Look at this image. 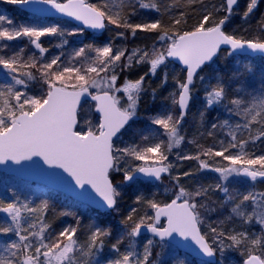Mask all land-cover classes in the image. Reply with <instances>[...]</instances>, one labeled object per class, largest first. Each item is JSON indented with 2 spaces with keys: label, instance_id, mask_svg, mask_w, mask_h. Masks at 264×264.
I'll list each match as a JSON object with an SVG mask.
<instances>
[{
  "label": "snow or ice",
  "instance_id": "1",
  "mask_svg": "<svg viewBox=\"0 0 264 264\" xmlns=\"http://www.w3.org/2000/svg\"><path fill=\"white\" fill-rule=\"evenodd\" d=\"M8 2L48 5L94 30H104L109 25L125 30L116 31V37L128 34L135 37L138 31L156 33L159 48L153 44L151 49L130 51L110 40L102 44H83L66 57L63 51L53 54L41 38L76 36L83 33V28L69 31L59 24H17L0 14V68L5 70L0 80V165L9 162L23 165L30 161L26 168L48 184L62 186L82 202L95 203L102 208L116 210L122 188L138 182L141 177L160 181L162 174L171 176L173 164L169 155L185 142L183 125L196 81L206 80L200 73L205 68L211 69L214 57L221 51L225 57L243 55L248 59L257 53L264 56V15L257 22V34L252 37L237 36L225 30L239 6L238 0H220L219 5L206 4L205 0H120L119 4L100 0L98 5L87 0ZM258 3L259 0H248L242 13L244 21L254 13ZM197 5L201 14L197 24L191 30H179L180 25L187 23L189 14L197 12ZM177 9L182 10L177 13ZM141 10L159 15L146 18ZM164 16H168V24ZM136 17H140L139 22ZM25 38L26 45H14L13 42ZM68 43L67 39H62L55 47L63 49ZM172 59L183 65V77H173L176 91L171 94L172 107L152 117L150 126L134 132L133 137L138 136V141L123 143L121 137L136 123L141 96L147 91L145 76L149 73L155 76L158 69H166ZM145 63L149 65L148 73L136 80L120 81L125 69ZM252 71L249 65L244 66V73ZM212 72L215 76V70ZM244 73L237 70L229 79L233 84H240ZM37 80L46 86L39 95L30 91V82ZM167 80L168 73L163 71L161 86ZM229 91L223 78L216 79L215 83L210 80L205 88L206 107L225 101L231 106L227 109L230 118L213 123L207 133L215 137L213 130L226 128V138H214L207 146L189 141L196 144V154H178L181 160H196L200 169L218 173L220 182L214 188L200 186L189 190L180 183V176H171L175 191L170 202L137 196L136 203L151 209L154 215H136L137 209H132L122 221L127 226L128 243L123 250L124 237L111 244L114 255L106 264H158L160 253L153 258V247L157 244L161 248L167 244L172 249L175 264H190L176 254L181 248L210 258L202 259L200 264H217L218 255L222 264L228 249H242L243 264H264V191L256 190L254 184L251 190L244 192L238 189L230 192L227 187L236 177L252 182L264 179V147L257 150V142L264 145V80L259 90L245 92V88L240 87L232 96ZM152 93L155 96L156 89H152ZM89 98L95 102L98 120L95 124L85 121V126L81 127L78 117L83 118L84 105ZM232 116L239 118L237 122H230ZM215 157L227 164L210 163ZM182 175L187 177L191 173ZM211 190L225 194L221 208L228 204L231 207L224 219L214 222L215 226L209 223L205 232L202 231L205 225L202 210L217 211L205 202ZM11 194V200L0 199V213L10 219V223L0 224V235L15 238L2 245L0 264H101L103 258L99 254L112 235L111 228L91 224L87 241L81 243L77 236L81 220L75 213H60L73 216L76 223L52 233L48 200L34 204L27 197L22 200L15 191ZM161 217L166 218V224L161 223ZM235 219L241 225L258 224L260 233L230 228L228 225ZM142 229L159 241L148 239L139 252L135 240ZM187 241L191 243H185Z\"/></svg>",
  "mask_w": 264,
  "mask_h": 264
},
{
  "label": "trees",
  "instance_id": "2",
  "mask_svg": "<svg viewBox=\"0 0 264 264\" xmlns=\"http://www.w3.org/2000/svg\"><path fill=\"white\" fill-rule=\"evenodd\" d=\"M87 2L98 5L100 3V0H87ZM119 2L120 0H113L114 4H119ZM245 2H246L245 0L239 1V6L235 9V14L231 17L230 21L226 25L225 30L229 33L234 32L237 36L252 37L257 34V31H256L257 22L260 20L261 16L264 15V0L259 1L256 10L249 17L247 21H244L242 19V13L245 10L246 5H247ZM205 3L209 5L211 4L219 5L220 0H205ZM199 7H200L199 5L196 6L197 8L196 13L189 14V16L187 17V23L180 25L179 30L181 31L191 30L197 24V22L200 19V15H201L199 11ZM180 10L182 9H177L176 12L178 13ZM141 11H142V15L145 16L146 18H156L159 15L151 10H141ZM4 13L8 15V17L12 18L17 24L19 23H31V24H36V25L64 24L66 26L74 27L72 24H69L66 22L53 21V20L50 21V20H47L41 17H37L31 14L25 13L21 11L17 6H11V5L7 6L6 12ZM135 19L137 22H139L140 17H136ZM164 22L165 24L169 23L168 16H164ZM245 29H247V31H245ZM81 34H82L83 43L81 42L79 43L82 45L87 44V43L102 44L106 37V35L104 34L100 36H96V35H93V34H90L84 31ZM148 34L156 36V33H148V32H141V31H138L135 37L131 36L130 34L126 35V39L129 40L128 48L131 49L132 47H134L135 42L140 43V45L136 46L135 48H145V47L152 48L154 43L144 39V37L147 36ZM57 43L59 44L61 43V40L59 38H57ZM57 43L54 42V45L55 44L57 45ZM77 44H78L77 42L71 41L67 45L69 47L64 46L63 49L61 48H57V49H60V51L58 52H61V51L64 52L66 50H69L70 48L76 47ZM46 45L44 44V46ZM52 46H53V43L49 45V47H52ZM245 65H249L252 68L253 71L251 74L244 73ZM212 70H215V76H213ZM237 70H239L241 73H244V75L241 78L240 84H233L232 80L229 78ZM163 71H167L168 80L166 84L161 86ZM148 72H149L148 66L147 67L141 66L139 69H135V71L134 70L128 71L123 76L124 78L126 77L128 79L136 80L140 76ZM200 75L206 76V80L203 83H201L199 80L196 81L195 89L192 95L193 99L191 101L190 111L186 118L187 120L185 119L186 120L185 124L188 123L189 118L194 112L195 106L199 102L201 111L197 112L198 114L196 113L195 115L197 127H196V130L194 131V137L196 138L199 144L207 146V145H211L214 142V138L217 140H222L226 138V135H223V134H219L215 137H210L207 135V133L208 131L211 130V125L213 123H222L223 120L230 118V113L228 112L227 109L228 107H231L230 105L227 104V101H225L223 104L216 105V107L213 110L209 109V107H206L205 88L208 86L209 81L211 80L212 83H215L216 79L223 78L226 85L230 89L229 96H232L233 92H235V90L240 87H244L245 92H252L254 89L259 90L261 87V81L264 80V59L262 58L245 59L244 57H241V56L225 57L224 52H221L219 56L217 57V59L215 60V62L211 64V69L205 68L204 72H201ZM173 77L182 78L183 71L178 66L170 62H168L166 69H158L157 74L155 76H153L151 73L145 76V86L147 88V91H145L141 96V100H140L139 107H138V116L136 118V123L133 124L132 129L130 130L138 131L140 129H144L150 126L149 123L152 117L172 107L171 94L174 91H176V85H175ZM248 85H252V87H248ZM34 86L37 87L38 84H35ZM152 89H156L155 96H153ZM202 113L203 115H200ZM238 119H239L238 117L232 116L230 119V122L235 123ZM257 146H258L257 150H259V148L261 147H264V145H261L260 142H257ZM181 151L182 149L173 151L172 157H174ZM190 170H192V168ZM179 172L185 173L187 171H185V168H183ZM190 172H191V175H193V177L196 178L194 181L191 182L192 184H195V183L197 184L198 182L200 183V185L206 187L208 184L213 182L211 180V175H206L207 173L203 175L200 172V170L190 171ZM8 179L14 180L16 182L15 183L16 186L13 187L12 185H9L8 182L4 181ZM158 183L152 184L148 182H135L131 185L125 186L123 189L124 192L122 194V197H124L125 199L123 198L124 199L123 203H121L122 211L120 213H122V215H120V219H124V215H129L132 212L133 208L137 209L136 215H139L145 212L146 207L144 205L137 204L136 198L137 196H143L149 199L155 198L152 196L153 195L155 196ZM9 187H12V188L8 191ZM12 191L17 192L20 195L22 200L27 197L34 204H39L41 200H45V199L49 201L51 205V209L48 213V219L52 225L51 230H50L52 233H58L59 231H61L64 228L65 221L68 218H70V216L60 215V213L65 212V211L73 212V213L76 212L79 217H83L85 221L82 223L81 230L79 231V234H81L83 237L81 239L82 241H80L81 243L86 242L88 239V226L90 225L89 222H91L94 219V217L101 215L99 214V212L93 211L90 208L82 204L74 202L73 200L69 199L68 197L64 195L51 191L45 187L23 182L20 180H15L13 177L10 178L9 176L0 174V199L3 198L1 192L2 193L11 192L12 193ZM124 193H126V195H124ZM213 201L215 205L218 207L217 211L225 212V209L227 207H230L228 204L225 207L221 208L220 205L222 202H224V200L220 201V197H217V196L213 197ZM78 210H80V212ZM6 222L9 223L10 220L7 217L0 216V224H5ZM14 238H15L14 236L0 235V252L3 251L2 245L6 241H9ZM109 238L110 237H108L105 241V248H107L110 252V250L112 251L110 245L113 243H111ZM155 253L156 252L153 251V258L157 254ZM176 254L180 258L187 259L190 262V264L197 263V260H193L192 258H190V256L186 254H183V255L182 253L179 254L178 251ZM242 259H240L239 261L240 263L242 262ZM161 260L162 259L160 258L159 261ZM160 264H169V262L161 261Z\"/></svg>",
  "mask_w": 264,
  "mask_h": 264
},
{
  "label": "rangeland",
  "instance_id": "3",
  "mask_svg": "<svg viewBox=\"0 0 264 264\" xmlns=\"http://www.w3.org/2000/svg\"><path fill=\"white\" fill-rule=\"evenodd\" d=\"M245 1H246L245 3L247 4L248 0H245ZM10 5L16 6L17 4H11L8 2V0H0V14L8 17V15H6L4 12H6L7 6H10ZM53 21H55V20H53ZM59 25L65 29L69 30V31L74 29V27L76 28V26L72 27V26H66L64 24H59ZM116 31H124V30L123 29H115L114 26L109 25L106 33L104 34V35H106V37H105V40L103 41V43H108L111 40L114 43V45H116V46L128 48L129 40L126 39V37H116L115 36ZM57 38H59V37H42L41 38V40L43 41V43L45 45L47 43V45L45 47H49V45H51L53 43V46L49 47L52 50L53 54H59L60 53V52H58V51H60V49L55 48L56 44L54 45V42L57 43ZM59 39L61 41H62V39H67L69 41V43L71 41H75L78 43L76 47H73V48H70L69 50L64 51L66 57L69 53H71V51L74 48H78V47L82 46V44H80L79 42L83 43L82 34H78L76 36H66V37L59 38ZM144 39L151 41L154 44H156L157 48L160 47L159 42L156 41V36L148 34L147 36L144 37ZM13 43L16 46H24L27 44V38H25L24 40H18V41L13 42ZM57 44H59V43H57ZM67 45H65V46H67ZM138 45H140V43L135 42L134 47H132L131 49L130 48H128V49L131 51L132 49H135V47ZM28 47H31V46L28 45ZM67 47H69V46H67ZM149 49H151V48H149ZM62 59H64V58H62ZM141 66H144V67L148 66V68H149V65L146 63L145 64H133V66L131 68L125 69V71L120 74V81H123L126 78V77L124 78V76H123V75H125V73H127L128 71H132V70L135 71V69H139ZM4 72H5V70L0 68V80L3 79ZM35 84H38V86L37 87L34 86ZM45 88H46V86H44L42 84V82H39L38 80L30 82V91L32 94L39 95L42 91L45 90ZM215 107H216V105L213 107H209V109L213 110ZM200 111H201V108H200L199 102H198V104L195 106V109H194L195 113L193 112V114L189 118V121L187 124H185L186 122H184L183 134L186 137L185 142H183L179 148L173 150V151H175L178 149H182V151L178 153L179 155H194L198 151V149L196 148V144L195 143H189V141H195L196 143H198L196 138L194 137V131L196 130V127H197L195 115L197 112H200ZM79 120H80L79 125L81 127L85 126V121H91L93 124H95L97 122L98 116L94 112V104L88 103V104L84 105L83 118L82 119L79 118ZM149 125H150V123H149ZM213 131L215 133V136H217L219 134L226 135L227 129L226 128H224V129L217 128ZM134 132H136V130H129V133L127 135H125L124 137H121V141L123 143H131V142H133V139L138 141L139 140L138 136L133 137ZM118 143H120V141H118ZM121 146H123V145L121 144ZM178 154L175 155L174 157H172V154L169 155V161H171V163L173 164L171 176H180V183L182 185H184L186 188H188L189 190H192L191 188L195 189V188H198L202 185H200V183H198V182H197V184L191 183L192 181H194L196 179L195 177H193V175L184 177L182 175L183 173L179 172L183 168H185V171H187V172L200 170V172L203 175H205L206 173H207L206 175H211V180L213 182L208 184L206 187L213 186V188H214V185L216 184V182H220L218 173L211 171L210 169H200L199 168V162L196 160H193V162H192V160H179ZM187 162H189V163H187ZM210 163H214L215 166H220L221 164H227V162L222 161V159L220 157L213 158V160H211ZM191 168H192V170H190ZM171 176L167 173L165 178L161 182L158 183L155 196L154 195L152 196V197H155V199L161 203L170 202V199L173 198L172 194L175 191V188H174L175 181L171 179ZM116 179L119 180L118 175L116 176ZM4 181L8 182L9 185H12L13 187L16 186V184H15L16 182L12 179L4 180ZM253 184L255 185L256 190L264 191V179H262V178H258L257 181L252 182V181L248 180L247 178L236 177V178L232 179L231 183L227 184V187L229 188L230 192H234L237 189L241 192H244L245 190H251ZM261 187H263V188H261ZM11 188L12 187H9L8 191ZM123 189L124 188H122V190H121V198L118 202V208L116 210H113V211L107 212V213H99L101 215L94 217V219L91 222H89L90 225L94 224V225L102 227V228H111L112 235L109 238L111 243H115L118 238L124 237V244L121 245L122 250L128 243L127 236H126L127 226H126V224L122 223V221H124L128 215H124V219H120V215H122V213H120L122 211L121 203H123V200L125 199L124 197H122V194L124 192ZM1 194L3 196L2 199H5V200H11L12 199L11 192H9V193H2L1 192ZM124 195H126V193H124ZM215 196L220 197V201L225 200V197H224L225 194L223 192H221L219 190H211L209 192L208 197L205 200V202L208 203L211 207H214L218 210V207L215 205V203L213 201V197H215ZM229 206L231 207L230 204H229ZM230 207H227L225 209V212H220V211L206 212V211L202 210V218L205 221V225L202 227V231L206 232L208 230L207 225L209 223H213V226H215L214 222L224 219L229 214ZM78 211L80 212V210H78ZM145 213H147L148 215H154V212L151 209H148L147 207L145 209V212H143L142 214H139V215L142 216V215H145ZM0 214H1L0 216L6 217L4 213H0ZM75 214H76V216H78L76 212H75ZM79 218L81 220V225H82V223L85 220L83 217H79ZM86 220H88V219H86ZM75 223H76L75 218L73 216H70V218H68L65 221L64 227H67L69 225L74 226ZM228 226L230 228L236 229L238 231H245L246 230L250 234H252V233L259 234L261 231L260 226L258 224L253 223L251 225H241V223L238 219H235ZM77 236H78L79 240L82 241L81 239L83 237L81 234H79V231L77 233ZM148 239H152V238H140V239L135 240V243L137 245V250L139 252L143 251V246ZM153 251H155L156 253H160V255L158 257V264H160L161 261L169 262V264H175V260H174L175 257L173 255L172 249L167 244H165L164 248H161L157 244L156 246L153 247ZM242 251H243L242 249L241 250L228 249L224 253V256L222 258V264H243V259L245 257L241 255ZM179 254H181V253H179ZM113 255H114L113 251L110 250V252H109V250L107 248H105V246H104L103 252L99 254V257L103 258V259H101V264H106V260L111 259L113 257ZM162 256H163V258H162ZM233 256H234V258H233ZM154 258H156V256H154ZM160 258L162 259L161 261H159ZM217 258H218L217 264H220L221 257H219V255H218ZM240 259H242L241 263L239 262ZM194 264H200V261H197V263H194Z\"/></svg>",
  "mask_w": 264,
  "mask_h": 264
},
{
  "label": "water",
  "instance_id": "4",
  "mask_svg": "<svg viewBox=\"0 0 264 264\" xmlns=\"http://www.w3.org/2000/svg\"><path fill=\"white\" fill-rule=\"evenodd\" d=\"M239 1L240 0H238V4H239ZM17 7L21 11H23L25 13H28V14H31V15H34V16H38V17H42V18H46V19L66 21V22L72 23L76 27L83 28V30L86 31V32H88V33H93V34H96V35H100V34L105 33V31H106V29H104V30H94V29L88 28L82 22L76 21V20H74L72 18H69V17H66L63 14L56 12L55 9H51L50 6H48V5H43V4H39V3L33 2L30 5H18L17 4ZM37 8H39V9H48V11H46V12H34L33 9H37ZM224 47H226V46H222V48H224ZM221 52H223V51H221ZM219 54H218V56H219ZM236 56L244 57L243 55H236ZM217 57H214V62L217 59ZM249 58H262V59H264V56H262L261 54H258L257 53V54H253ZM169 62L175 64L181 70L183 69V65L178 60L172 59ZM191 101H190V104H189L188 113L190 111ZM88 103H92V104L95 105V102L94 101H91L90 98L88 99ZM94 112H95V114L97 116H99V114L96 113V111H95V107H94ZM187 116H186V118H187ZM78 120H79V117H78ZM35 159H37V158H34V160ZM31 163L32 162H30V161H26V162H23V165H15V164H12L11 162H9L7 164H2V165H0V174H5L7 176L16 178L17 180H20V181H23V182H27V183H31V184H34V185H38V186L45 187V188H47V189H49L51 191L57 192L59 194H62L64 196L68 197L69 199L73 200L74 202H77V203H80V204H82L84 206H87L91 210L96 211V212H99V213H107V212L113 211V209H108L106 207H104V208L99 207L95 203L82 202L73 193L69 192L68 190H66L62 186H52V185L48 184L45 180L39 178L31 170H29V169L26 168V166L29 165V164H31ZM166 174L167 173L162 174V179L165 177ZM138 182H148V183L155 184V183H157L159 181H156L155 179H145V178L141 177ZM133 183H135V182H132L131 184H133ZM97 199H99V198L97 197ZM162 222H164V224H166V218L161 217V223ZM144 237H151L154 240L159 241V238L158 237H153L152 233L148 232L146 229H142L141 230L140 237H138L136 239H140V238H144ZM177 239H179V238H177ZM185 243H189L190 244L191 241H187ZM192 247L194 248L195 245L193 244ZM177 251L179 253L186 254V255L190 256L192 259L197 260V261H200V262H201L202 259L203 260L210 259V258H207V257H203L202 255H199V256L198 255H195L194 253H192L188 249L181 248V249H178ZM215 259H216V261H218V258L217 257Z\"/></svg>",
  "mask_w": 264,
  "mask_h": 264
},
{
  "label": "flooded vegetation",
  "instance_id": "5",
  "mask_svg": "<svg viewBox=\"0 0 264 264\" xmlns=\"http://www.w3.org/2000/svg\"><path fill=\"white\" fill-rule=\"evenodd\" d=\"M162 224H164V222H162ZM145 238H150V237H145Z\"/></svg>",
  "mask_w": 264,
  "mask_h": 264
}]
</instances>
